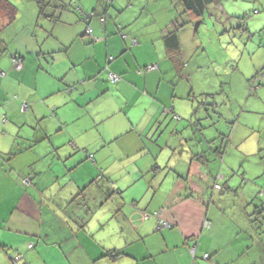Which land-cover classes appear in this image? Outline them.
<instances>
[{
    "label": "crops",
    "instance_id": "1",
    "mask_svg": "<svg viewBox=\"0 0 264 264\" xmlns=\"http://www.w3.org/2000/svg\"><path fill=\"white\" fill-rule=\"evenodd\" d=\"M104 4L80 5L109 18ZM86 25L72 42L44 40L48 50L37 42L20 51L22 71L8 59L0 64L6 73L0 77V210H15L3 216L0 231L37 237V250L45 243L66 264H264V241L245 217L249 210H223L221 197L216 207L211 203L217 193L238 194L215 189L233 169L217 167L221 157L213 154L201 160L202 146L173 118L174 110L190 119L193 104L173 89L178 75L167 62L168 33L157 28L150 35L151 17L149 25L132 26L127 34L122 26L124 39L113 35L117 29L107 20L105 26L96 19ZM180 39L182 45L181 32ZM181 58L185 62L183 47ZM148 63L159 69L141 73ZM110 71L122 80L112 82ZM170 73L174 77L166 81ZM24 100L33 112H22ZM160 210L173 229L151 215ZM252 247L260 254L247 257ZM109 250L129 256L112 262L103 257Z\"/></svg>",
    "mask_w": 264,
    "mask_h": 264
},
{
    "label": "rangeland",
    "instance_id": "2",
    "mask_svg": "<svg viewBox=\"0 0 264 264\" xmlns=\"http://www.w3.org/2000/svg\"><path fill=\"white\" fill-rule=\"evenodd\" d=\"M9 1L17 7L18 15L16 21L10 26H6L7 22H4L3 16L0 17V47L1 49L7 47V50H0V64L4 63L5 58H9L12 49L26 50V47L32 48L37 42L39 50L46 49L47 46L42 43L44 40L55 44H61L64 40L72 42L77 35L86 31L87 25L77 21V10L63 12L61 22L55 24L38 16L34 0ZM56 1L64 4H81L84 0ZM93 1L103 4L108 0ZM151 1L154 0L114 1L112 6L121 3L123 7L121 10L115 9L114 12L111 9L107 19L108 25H113L115 29L123 26L127 34L126 30L132 26L139 28L149 25L151 17L153 25L148 27L149 34L157 28L168 33L174 31L176 26L185 20L186 16L175 14V11L171 15L173 0H161L159 5L150 3ZM221 5H223L222 16L212 7L205 19L179 30L182 33L183 55L188 68L184 70V77H174V73H170L165 80L168 81V78L174 77L176 82L173 89L177 90V96H188L187 100L190 101L195 99V108L190 109L191 116L197 112L200 102L217 105L214 108V114L211 110V118L207 117L204 111L208 106H200V113H196L194 121L200 119L198 123L201 124L202 148L207 146L208 149L207 141H211L210 146L213 151L222 148L224 144V166L233 169L230 173L227 172L229 175L227 184H230L229 188L235 189L238 194L217 193V197L213 198L211 203L213 207H216L220 204L221 197L223 210H236L238 206L244 205V210H249L245 217L249 218L253 224L258 225L257 222L260 221L259 232L261 240L264 241V83L258 87L252 84L257 72L264 74V70L262 71L264 68V0H222ZM154 9L162 10L154 13ZM138 13L143 16L133 18ZM131 18L132 21L127 23ZM159 20L161 24L157 26L156 21ZM63 21L71 26L63 25ZM3 27L4 30H2ZM114 33L115 31L113 35L118 36ZM81 39L90 41L89 36ZM49 46H51L50 43ZM76 49L78 45L75 44L74 50ZM83 54L85 51L82 52ZM109 61H112V56ZM167 62L171 68V59ZM188 77L190 80H187ZM183 81L186 82L183 83ZM21 86L19 85L16 89ZM163 86H166L165 83ZM183 86L184 89H182ZM203 94L215 96L205 98L201 96ZM180 116L184 122L186 118L181 114ZM26 129L33 131L31 127ZM191 130H193L192 127L187 133L191 134ZM195 135L196 132L192 135L194 137L192 142L197 144ZM224 135H226L225 142ZM216 162L217 167L221 166L219 160ZM0 201H2L1 198ZM14 211L0 210V221L5 215L11 217ZM1 223L5 225V221ZM31 226H34L33 223ZM234 226L236 228L237 225L233 224ZM0 239V264H27L28 261L32 264H66L64 255L59 256L55 249L45 246V243H42L43 245L40 243V250L37 248L30 250V245H37L39 240L37 237L27 238L2 230ZM29 240L30 243L27 242ZM203 242L205 245V241ZM47 243L50 242L47 241ZM252 250L246 255L247 257L260 254L256 247L254 249L252 247ZM16 257H20L18 262H14Z\"/></svg>",
    "mask_w": 264,
    "mask_h": 264
},
{
    "label": "trees",
    "instance_id": "3",
    "mask_svg": "<svg viewBox=\"0 0 264 264\" xmlns=\"http://www.w3.org/2000/svg\"><path fill=\"white\" fill-rule=\"evenodd\" d=\"M35 3H36V7H37V10H38V16L42 19H45V20H48V21H51L55 24L61 22V14L63 12H68V11H72V10H77L78 13H76L78 15L77 17V21L79 22H85L86 24H88V21H91L93 19H96V20H99L102 24V26H105V23H106V20L108 18V16L104 17V16H98L96 15V13L94 11H87L85 10L81 5L80 3L78 4H64V3H58L56 0H34ZM116 1V0H108L107 3H105V14L108 13L109 11H111V8H113V2ZM157 1V0H156ZM161 1V0H159ZM115 3V2H114ZM154 4L156 5H159L157 2H153ZM112 4V5H111ZM222 4V0H173L171 5V15L174 13L173 11H175V14H180L183 16H186L185 17V20L183 21L182 24H178L176 26V29L174 31H169L168 34L164 37V43H165V48H166V51H167V57H168V60L171 59L172 63L174 64V68L175 70L177 71V75L178 76H182V73H183V70L185 69L186 67V62H184L181 58V55H182V45H181V39H180V32L179 30L182 29L183 27L191 24V23H199L200 21H202L203 19H205V16L208 14H210L211 12V8L213 7V10L217 9L218 10V13L221 15L222 14V10H223V5ZM112 6V7H111ZM154 13H157L159 10L157 9H154L153 10ZM17 15H18V9L15 5H13L9 0H0V17H4L5 18V21L4 22H7L6 23V26H10L12 25L16 19H17ZM222 16V15H221ZM223 19V17H222ZM5 26V25H4ZM1 30V29H0ZM2 30H4V27L2 28ZM91 30V33L89 34L88 31ZM114 34H118L121 36L122 39L125 38V35L123 34V31H122V27H117V30L115 31ZM87 35H90L92 36V29H88L87 30ZM94 40H92L93 42ZM17 47V46H15ZM13 48V47H11ZM17 48H20V47H17ZM7 50V47L5 48H2L0 47V50ZM13 51L11 52L9 58H5V59H10L9 62L11 63L12 67L14 68L15 72H19V71H22L24 69V57L23 55H21L20 51L22 50H14L12 49ZM0 51V52H1ZM112 61H113V57H112ZM22 63V66L20 67L19 66V63ZM40 66V65H39ZM151 66V65H149ZM149 66H146L145 68L141 69L140 72H151V71H154L153 69H149ZM154 66H156L158 69H159V65L158 64H154ZM41 69H43V67L40 66ZM264 70V68L262 69V71ZM3 73V75H0V77L2 78H5L6 77V73H4L3 71H1ZM110 73H112L110 71ZM116 74V73H115ZM118 77H119V81L122 80V77L118 74H116ZM254 81L252 82L253 86L255 87H258V86H262L263 83H264V74L262 72H257L256 75L253 77ZM118 81V82H119ZM252 81V80H251ZM116 83V82H115ZM192 96V94L190 95V97ZM201 96H204L205 98H214V94H211V95H201ZM194 98H196L195 95H193ZM15 100L17 99V97L14 98ZM192 104H193V108H195V99H193L192 101ZM25 105V107H24ZM200 106H204V107H207L205 108V112H206V115L207 117L211 118L210 117V114H211V110L213 111V114L215 112L214 108L217 106L215 103H212V104H208L207 102H200L197 106V112L200 113V109L201 107ZM192 107V106H191ZM210 107V108H209ZM20 108L22 110V112H33V108L31 107V104L24 100L22 102V104L20 105ZM173 112V118L176 120V121H182V117L179 115V114H176L175 111H171ZM196 112V113H197ZM196 113L194 112L191 116V118H186V120L184 121L185 122V126L188 128V132H189V128L192 127L193 130H191V134L190 136L193 137L192 135L195 134L196 132V135L195 137L197 136V140H198V143L197 145L199 147H201L202 143H203V140L201 139V129H200V123H198V121L200 119H198L196 122L194 120H196ZM183 115V114H181ZM51 116H54V112L52 110V113H51ZM198 118V117H197ZM3 122L6 124L7 123V118L5 115H3ZM40 121V120H39ZM183 122V121H182ZM223 137H226V135H224ZM194 138V137H193ZM188 140V139H187ZM215 141V140H214ZM212 141V143L214 142ZM210 142L211 141H207L206 144L209 145L208 149H207V146L206 148H203L201 149L200 153V159L203 160V161H207V157H209V155L213 154V156H216V157H221L219 158L221 161V166L224 165V144H222V148L220 149H214V151L212 150L213 148L210 146ZM196 145V144H195ZM210 148V149H209ZM194 155H196V153H194ZM198 158V156H195ZM216 160H218V158H216ZM199 159V158H198ZM207 164L208 163H205L204 164V167H207ZM228 173H230L228 171ZM216 177V176H215ZM227 179L223 180V183L222 185L220 184H217L215 186V189H220L222 190L223 193H228L229 190H231V188L228 187V184H227ZM22 183L25 185V186H29L31 184V180L29 178H25L24 180H22ZM217 186L219 188H217ZM232 191H236L235 189ZM237 192V191H236ZM264 210V209H263ZM162 213H163V210H160V211H157V212H154L153 215L154 217H157L159 219V224H163V223H167L169 225H171L169 227V229H173L174 228V224L173 222H170V221H167V220H164L162 218ZM258 223V227L260 228L261 226V223L260 221L257 222ZM208 224V223H207ZM209 225V224H208ZM165 228H168V227H165ZM30 250L32 249H35V246H32V247H29ZM192 249H194V253L191 252V255L194 256V258H196V254H197V248L196 246L193 247ZM191 249V250H192ZM38 253H36L37 255ZM129 255L124 252V251H121V250H109L106 252L105 258L109 259L110 261H117L119 259H121L122 257H128ZM206 256V255H205ZM204 256V258H206ZM209 256L207 255V258ZM18 259V260H17ZM20 259V257H16L14 259V262H18Z\"/></svg>",
    "mask_w": 264,
    "mask_h": 264
},
{
    "label": "built area",
    "instance_id": "4",
    "mask_svg": "<svg viewBox=\"0 0 264 264\" xmlns=\"http://www.w3.org/2000/svg\"><path fill=\"white\" fill-rule=\"evenodd\" d=\"M88 33L90 34L91 33V30H89ZM134 43H136V40H134ZM19 66L20 67L22 66V63L21 62L19 63ZM149 69H157V67L154 66V65H151V66H149ZM0 75H3V73L1 71H0ZM110 79L114 83L119 81V77L116 74H114V73H110ZM24 107H25V105H24ZM217 188H219V187L217 186ZM148 217H149V215L146 214L145 215V218L147 219ZM161 226L162 227H168L169 228L171 225H169L167 223H163V224H161ZM30 247H32V245ZM192 253H194V249L192 250ZM205 257H207V255Z\"/></svg>",
    "mask_w": 264,
    "mask_h": 264
},
{
    "label": "clouds",
    "instance_id": "5",
    "mask_svg": "<svg viewBox=\"0 0 264 264\" xmlns=\"http://www.w3.org/2000/svg\"><path fill=\"white\" fill-rule=\"evenodd\" d=\"M133 43H134V41H133ZM136 43H137V41H136ZM136 43H134V44H136ZM157 69H158V68H157ZM153 70H156V69H153ZM114 74H115V73H114ZM30 246H31V245H30ZM30 246H29V247H30ZM192 250H193V249H192ZM192 250H191V252H192ZM206 258H207V257H206Z\"/></svg>",
    "mask_w": 264,
    "mask_h": 264
}]
</instances>
